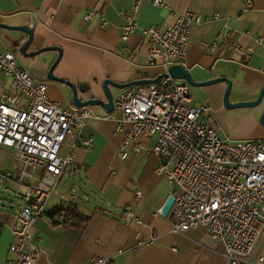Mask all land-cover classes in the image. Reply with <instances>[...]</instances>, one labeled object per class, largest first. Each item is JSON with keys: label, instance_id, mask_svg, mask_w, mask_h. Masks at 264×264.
I'll use <instances>...</instances> for the list:
<instances>
[{"label": "crops", "instance_id": "crops-1", "mask_svg": "<svg viewBox=\"0 0 264 264\" xmlns=\"http://www.w3.org/2000/svg\"><path fill=\"white\" fill-rule=\"evenodd\" d=\"M164 1L166 7L154 6L152 0H0V24L33 31L27 53L60 48L62 54L53 75L74 85L80 99L104 101L102 83L106 79L124 84L162 74L147 61L148 44L142 31L171 25L178 13L191 11L201 22L191 27L182 65L198 82L229 79L232 103L254 101L264 86V0ZM247 2L251 7L246 10ZM94 9L103 11L105 27L96 19L84 20ZM215 14L220 18L215 19ZM128 20L136 29L122 39ZM26 40L25 33L0 27V51L12 52L21 68L44 82L50 101L63 109H74L69 87L47 79L58 53L50 50L24 57L19 47ZM10 84L11 79L0 72V101ZM80 86L89 91L81 93ZM110 89L115 101L119 90ZM225 90L222 82L188 86L191 104L209 109L222 137L233 131L224 128L223 132L216 119L228 114L222 107ZM85 108L92 116L81 139L89 140L90 145L79 142L72 165L30 230L31 241L40 249L35 264H88L92 258L108 260L109 264H227L223 246L211 239L207 229L197 227L176 235L170 230V217L158 214L172 187L166 177L156 174L158 159L146 153L154 139L140 137L141 151L121 160L117 155L123 138L117 130L121 113L115 108L110 114L100 106ZM263 110L264 97L260 107L244 111L249 123L243 117H230V126L235 121L248 128L239 129L241 134L229 142L264 140V132L258 130ZM18 171L13 151L0 146V176L10 173L9 180L19 185L14 179ZM13 207L0 208V264H5L12 243ZM69 209L78 218L66 221ZM83 219L87 220L81 226ZM258 257L264 259V230L250 261Z\"/></svg>", "mask_w": 264, "mask_h": 264}, {"label": "built area", "instance_id": "built-area-1", "mask_svg": "<svg viewBox=\"0 0 264 264\" xmlns=\"http://www.w3.org/2000/svg\"><path fill=\"white\" fill-rule=\"evenodd\" d=\"M152 4L166 7L164 0ZM249 7L247 2L245 9ZM90 19L98 20L101 27L107 24L101 10L87 12L84 20ZM200 22L198 14L185 11L171 25L142 31L149 65L166 76L154 84L118 91L114 108L121 113L117 130L123 138L117 155L126 160L141 151L140 137L153 138L146 153L158 159L156 174L166 177L172 187L171 232L184 235L204 227L223 246L227 264H261L263 257L250 259L264 230V140H221L209 109L193 106L187 84L168 75L170 66L183 64L191 27ZM135 29L136 24L128 20L121 38ZM0 72L11 79L0 101V146L13 151L19 166L16 183L30 188L14 205L15 224L5 264H35L40 249L31 241L30 230L72 165L79 142L90 145L81 133L92 113L85 107L63 109L50 101L46 84L21 68L10 51H0ZM2 177L12 175L3 172ZM35 179L37 184L30 185ZM157 212L161 215V210ZM88 264L109 261L92 258Z\"/></svg>", "mask_w": 264, "mask_h": 264}, {"label": "water", "instance_id": "water-1", "mask_svg": "<svg viewBox=\"0 0 264 264\" xmlns=\"http://www.w3.org/2000/svg\"><path fill=\"white\" fill-rule=\"evenodd\" d=\"M0 27H3V28L8 29V30H12V31H20V32H23L27 35V40L19 47V53L24 57H32V56H35V55L40 54L42 52H46V51H50V50H54L58 53V56H57L55 62L50 67V70H49L48 75H47V79L50 81L62 83L64 85H66L67 87H69V89L71 90V94H72V104L75 108H83V107H88V106H100L105 110V112L110 114L114 111V99H113L112 91L110 89L111 87L114 89L121 90V89H125V88L131 87V86L154 84L158 80H160L161 78H164L166 76V74H161L158 77H156L155 79H142V80L133 81V82L124 83V84L115 83V82L111 81L110 79H106L102 83V92H103L105 100L103 101L100 99L91 98L89 100L84 101L78 97V89L74 85H72L71 83H69L65 80L57 78L53 75V71H54L56 65L58 64L60 57H61V54H62V51L60 48H58V47H45V48L39 49L35 52L27 53L26 51H27L29 45L31 44V42L33 40V31L31 29H29L28 27H10V26H6L3 24H0ZM168 75L171 76L175 80L183 81L184 83L187 84V86H190V87H205V86L213 85V84L220 83V82L225 83L226 84V90H225L224 96H223V104L228 109L252 108V107L260 104L261 101L263 100V97H264V86H263L260 93L258 94L257 98L254 101L231 103L229 101V96H230V92L232 89V82L227 78H224V77L223 78H215V79H211V80H207V81H199L198 82V81H195L193 79L190 71L187 70L183 65H172V66H170L168 69ZM84 89L85 88L83 86L79 87V91L81 93H84L85 90L89 91V88H87L85 90ZM260 123L264 126V110H263L262 115L260 117ZM173 200H174L173 196L170 195L167 198V200L165 201V203L161 209V216L162 217H167L169 215Z\"/></svg>", "mask_w": 264, "mask_h": 264}, {"label": "rangeland", "instance_id": "rangeland-1", "mask_svg": "<svg viewBox=\"0 0 264 264\" xmlns=\"http://www.w3.org/2000/svg\"><path fill=\"white\" fill-rule=\"evenodd\" d=\"M229 101L231 102V97L229 96ZM232 103V102H231ZM262 105V101L260 104H258L257 106H254L252 108H234V109H228L224 106V104L222 105L223 109L225 111L228 112V114L226 115V117L222 118V119H217V123L218 125L221 127L222 131L224 132V128L226 129H230L233 130L232 132H235L234 134L232 132L230 133H227L224 134L225 137H222L219 135V138L221 140H231V138L233 136H237L239 134H241V132L239 131L240 130H246L248 127L247 125H245L244 123H236L234 120V123H232L233 126H230V117H235L237 119L243 117V119H246L245 122L249 123L248 122V118H247V113H244V111H247L249 109H255V108H258ZM262 115V113H261ZM261 115L259 116V119H258V130L261 131V132H264V126L260 123V117ZM246 116V118L244 117ZM229 143H234V142H229ZM37 184V180H33V181H30V185H36ZM29 190L30 188L25 186V185H16L14 184L12 181H10L9 179L7 178H4L2 176H0V208H9L11 207L12 205L14 206V204L16 203L17 201V196L18 195H26L29 193ZM16 191V192H15ZM15 192V193H14ZM18 194V195H16ZM14 208V207H13Z\"/></svg>", "mask_w": 264, "mask_h": 264}, {"label": "trees", "instance_id": "trees-1", "mask_svg": "<svg viewBox=\"0 0 264 264\" xmlns=\"http://www.w3.org/2000/svg\"><path fill=\"white\" fill-rule=\"evenodd\" d=\"M71 218H78V216L73 212V211H71V209H69L68 211H67V215H66V221L67 220H71ZM86 220L87 219H83L82 220V223L81 224H79V225H83L85 222H86Z\"/></svg>", "mask_w": 264, "mask_h": 264}]
</instances>
